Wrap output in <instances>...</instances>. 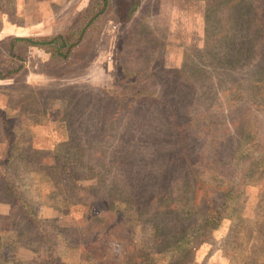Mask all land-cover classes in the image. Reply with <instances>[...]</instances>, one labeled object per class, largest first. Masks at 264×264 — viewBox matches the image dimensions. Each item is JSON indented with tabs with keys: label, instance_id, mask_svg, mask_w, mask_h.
Listing matches in <instances>:
<instances>
[{
	"label": "rangeland",
	"instance_id": "rangeland-1",
	"mask_svg": "<svg viewBox=\"0 0 264 264\" xmlns=\"http://www.w3.org/2000/svg\"><path fill=\"white\" fill-rule=\"evenodd\" d=\"M94 1L0 0V42L72 38ZM137 1L0 80V264H264V0Z\"/></svg>",
	"mask_w": 264,
	"mask_h": 264
},
{
	"label": "trees",
	"instance_id": "trees-1",
	"mask_svg": "<svg viewBox=\"0 0 264 264\" xmlns=\"http://www.w3.org/2000/svg\"><path fill=\"white\" fill-rule=\"evenodd\" d=\"M125 2H129V3L132 2L131 4L132 5L134 4L127 10L128 11L127 14L129 16L127 17L128 19L126 21H130V19L136 13L138 7V3H137L138 1L125 0ZM108 3L109 0H95L91 6L89 5L88 9L81 12V14L84 16V23L81 29H79L78 32H75V35L72 38L67 39L63 35L58 34L50 37H38V38L13 37L1 41L0 48L4 50V53L7 54L9 58H12L14 65L10 66L7 69H0V80L13 79L18 74L24 71V66H23L24 60L21 54L19 53L20 51L18 50L19 48L32 47L39 50H43L44 52L50 55V58L53 62L60 65H66V63H69L72 52L83 41L92 24L106 12ZM112 97L116 103L124 102L123 100L124 96L121 93H115V95ZM0 130L2 133L5 134L7 139V145L10 147V144H13L15 142L16 137L13 132L12 133L10 132L9 123L5 118V115L1 109H0ZM1 161L4 163V165H7L9 162L12 161V156L8 155L6 156V158L4 157V159H1ZM8 192L9 194L12 193L13 196L15 195L16 202L18 206H21L24 213L29 218L33 217L34 213L32 212L33 211L32 208H28V205L20 199L19 195H16L14 192L11 191ZM208 219L213 220L212 212L210 209H208ZM190 230L192 229L189 228L188 232ZM194 230L198 232V227L196 228L195 226ZM161 232H162V228H159L157 230V235H156L158 240H160L158 235L161 234ZM185 233H186L185 231L181 232L182 238H184L183 236H185ZM157 239H155L154 243L157 249L159 250V252L161 251L165 252L167 249L170 248V245L163 244L161 241H158Z\"/></svg>",
	"mask_w": 264,
	"mask_h": 264
}]
</instances>
